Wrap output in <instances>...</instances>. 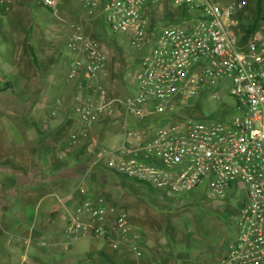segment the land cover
<instances>
[{
    "label": "built area",
    "instance_id": "built-area-1",
    "mask_svg": "<svg viewBox=\"0 0 264 264\" xmlns=\"http://www.w3.org/2000/svg\"><path fill=\"white\" fill-rule=\"evenodd\" d=\"M9 1L0 0V9ZM31 1L53 14L62 3L72 2L84 10L81 21L93 26L100 21L112 34L125 37L130 47L147 50L135 77L136 93L123 103L129 117L144 122L172 115L180 104L204 94L221 101L225 95L234 102L216 122L176 123L157 130L144 143H134L137 133L124 124L128 143L119 147L117 156L109 152L104 158L113 174L158 192L184 195L204 187L205 199L215 203L226 200L236 187L243 202L234 221L237 232L226 255L209 264H264V21L250 30L253 18L247 1L171 0L188 21L159 24L156 30L149 15L164 0ZM65 27L66 47L75 56L69 79L81 77L96 101L77 109L79 122L87 127L78 136L72 134L77 145L93 123L115 113L116 101L101 84L106 58L99 42L84 34L81 22ZM66 209V200L57 197L50 214ZM133 231L123 211L89 200L69 216L66 228L70 237L89 232L107 238L117 256L141 260L145 253Z\"/></svg>",
    "mask_w": 264,
    "mask_h": 264
},
{
    "label": "crops",
    "instance_id": "crops-1",
    "mask_svg": "<svg viewBox=\"0 0 264 264\" xmlns=\"http://www.w3.org/2000/svg\"><path fill=\"white\" fill-rule=\"evenodd\" d=\"M31 5V0H12L0 9V205L13 202L8 212L0 206V264H86L101 256L117 264L161 262L159 258L150 261L151 241L176 231L170 221H163V226L158 223L160 218L165 220L161 216L164 194L151 197L137 182L133 187L120 186L115 178L119 175L107 168L104 158L109 152L117 156L119 147L128 143L124 124L137 133L134 143L149 139L144 130L152 122L142 128V122L129 117L123 106L136 93L135 77L142 57L135 58L128 48L114 52L109 44L99 43L106 58L101 84L116 101L115 113L93 123L76 145L72 134L78 136L87 128L79 122L77 109L95 105V93L81 77L69 79L75 56L66 47L67 29L57 25L55 18L81 22L90 39L101 36L98 27L81 21L84 10L78 5L76 11L60 9L59 15L45 9L53 18L51 24H46L39 11L32 12ZM76 154L83 158L75 162ZM59 162L72 173L70 177L57 179L56 172L51 173ZM11 172L18 173L17 179ZM37 177L41 186L26 185V178L35 181ZM81 189L84 195L79 193ZM122 189L133 192L119 210L139 236L145 253L141 260L129 254L117 256L107 238L89 232L71 237L66 233L69 216L84 201L112 205L124 196ZM57 197L66 200L67 209L51 215ZM138 198H142L140 204Z\"/></svg>",
    "mask_w": 264,
    "mask_h": 264
},
{
    "label": "rangeland",
    "instance_id": "rangeland-1",
    "mask_svg": "<svg viewBox=\"0 0 264 264\" xmlns=\"http://www.w3.org/2000/svg\"><path fill=\"white\" fill-rule=\"evenodd\" d=\"M211 1L222 2V0ZM245 1H247L248 4L247 9L251 11V17L254 18L253 11L256 10L255 4L257 0ZM72 5L73 4H71V2L62 3L61 11L65 8L76 11L74 7L80 9L76 5ZM260 8L264 16V0L260 2ZM29 9L32 12L35 10L36 13L39 11L43 15L46 24L53 23L51 14L44 11L45 9L34 3H32L31 8ZM56 15H59V13ZM183 21L184 23L187 22L188 16L182 9L173 6L171 0L162 1L153 9L152 14L149 15V24L151 23L150 26L152 27V30H156V26L159 24L160 27H166ZM55 22L59 26H65L66 23L60 18H55ZM95 24L98 27L99 35L101 36V39L99 38L97 41L101 44H109L112 49H115L113 50L114 52H116V49L118 48H128L126 51L129 50L133 52L134 57L136 58L138 56L139 59L144 57L146 54L147 50L145 49H135L130 47L128 40L125 37L118 34H112L102 22L99 21ZM95 24L94 27L97 28ZM64 28L66 30V27ZM121 43L123 45H120ZM138 69H140V67ZM109 96L113 98L110 93ZM233 103L234 102L225 95H223V99L221 101L218 98L212 100L208 95L204 94L198 100H192L190 104H180L178 108H175L174 114L172 115L154 118V122L152 123L155 124L151 123L144 130L146 133L145 138L147 137L151 139L148 136H154L157 130L165 129L167 126H171L176 123L216 122L225 116L226 109L231 107ZM115 178L118 181L120 180L119 183H121L120 186L122 187L136 186V182L134 180L125 176H115ZM139 185L142 188L143 193L151 197L164 194V209L160 211L163 214L161 216L165 217V220L160 218L158 223L163 226V221H170L175 225L176 230L175 232H171L170 235L161 234V237L158 236L157 239L154 238V240L151 241L153 244L150 242L152 249L149 250L153 253L150 254L151 262L159 258L162 262L161 264H209L222 259L226 255L228 245L237 232L234 221L239 214L237 212L238 206L241 207L240 202L236 201L238 199L236 187H233L232 191L229 192V196L226 200L212 203L205 199L204 187H201L189 194L175 195L168 191L156 192L149 186L143 184ZM237 187L240 189V194H245V188L242 184L237 183ZM121 192H123L124 196H121L118 201L119 203L117 202L112 204L114 206L116 205L118 210L119 207H124L123 200L131 194L133 195V192H130L128 189H122ZM141 199L142 198H138L136 203L140 204V202H142ZM12 204L13 202L10 206L4 205V207L0 205L2 207V211H11ZM139 211L140 210H138L137 213H139ZM134 214H136V212ZM169 254H171L170 257Z\"/></svg>",
    "mask_w": 264,
    "mask_h": 264
},
{
    "label": "trees",
    "instance_id": "trees-1",
    "mask_svg": "<svg viewBox=\"0 0 264 264\" xmlns=\"http://www.w3.org/2000/svg\"><path fill=\"white\" fill-rule=\"evenodd\" d=\"M262 0H257L256 4H255V8L256 10L253 11V15H254V18H253V22H252V25L250 27V30H253L260 21H264V18L262 17V12H261V8H260V2ZM158 117V116H156ZM156 117H151L149 119H146L144 122L142 123H139V125L141 127H143L144 125H146L147 123H151V122H154V118ZM152 119V120H151ZM80 148V147H79ZM81 154H76L75 157H74V161L77 162V158H83L80 156ZM63 162V161H62ZM62 162H59L57 166H55V168L51 171V173H55L56 172V178L57 179H61V178H68L72 175V173L67 170L65 167H63L62 165H64V163ZM68 172L67 174H64V172ZM14 177V179H17L18 177V173H15V172H11ZM40 179V177H37V179L35 181L33 180H30L29 178H26V185H36L35 187H39L42 185V182L38 183L37 181ZM23 183V182H22ZM21 183V184H22ZM158 192V191H157ZM163 197V196H162ZM165 199H162V202L164 201ZM236 201H239L240 204H241V207H242V199L240 197H238V199ZM164 203V202H163ZM238 206V213H239V208H241ZM84 262H87L85 261L84 259ZM89 264H117L116 261H111L110 258L106 257V256H101V257H97L95 258V263L93 261H89L88 262ZM86 263V264H88ZM85 264V263H84Z\"/></svg>",
    "mask_w": 264,
    "mask_h": 264
}]
</instances>
